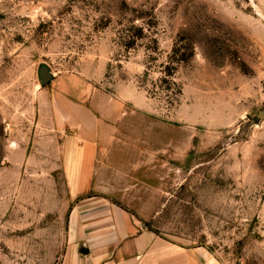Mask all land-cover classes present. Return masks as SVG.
<instances>
[{
  "label": "rangeland",
  "instance_id": "rangeland-1",
  "mask_svg": "<svg viewBox=\"0 0 264 264\" xmlns=\"http://www.w3.org/2000/svg\"><path fill=\"white\" fill-rule=\"evenodd\" d=\"M73 77L124 103L106 198L223 264H264V0H0V264L65 258L67 186L25 153L47 137L40 93Z\"/></svg>",
  "mask_w": 264,
  "mask_h": 264
},
{
  "label": "crops",
  "instance_id": "crops-1",
  "mask_svg": "<svg viewBox=\"0 0 264 264\" xmlns=\"http://www.w3.org/2000/svg\"><path fill=\"white\" fill-rule=\"evenodd\" d=\"M77 79L40 93L36 135L47 137L34 141L25 153V162L36 165L35 173L60 174L67 186L62 264H223L207 247L172 242L147 227L145 218L106 198L110 190L101 187L96 176L104 154L117 146L124 103L100 91L78 88Z\"/></svg>",
  "mask_w": 264,
  "mask_h": 264
},
{
  "label": "water",
  "instance_id": "water-1",
  "mask_svg": "<svg viewBox=\"0 0 264 264\" xmlns=\"http://www.w3.org/2000/svg\"><path fill=\"white\" fill-rule=\"evenodd\" d=\"M40 78L42 81V86H47L54 80V75L48 68L44 67L40 71Z\"/></svg>",
  "mask_w": 264,
  "mask_h": 264
}]
</instances>
